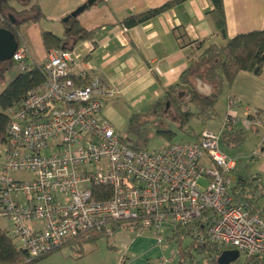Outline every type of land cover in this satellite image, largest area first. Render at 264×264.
I'll return each instance as SVG.
<instances>
[{"label": "built area", "instance_id": "built-area-1", "mask_svg": "<svg viewBox=\"0 0 264 264\" xmlns=\"http://www.w3.org/2000/svg\"><path fill=\"white\" fill-rule=\"evenodd\" d=\"M11 60L19 72L39 65L43 75L40 85L7 110L0 162V218L28 260L78 236L108 238L116 226L136 225L138 232L152 229L158 242L165 229L206 241L218 255L237 250L231 264L264 263L261 192L253 195L256 210L235 197L228 175L236 158L220 147L222 133L238 119L233 96L218 131L203 129L193 141L156 150L134 149L101 115L110 90L97 78L77 82L88 68L73 74L72 49H50L36 65L20 36ZM241 124L245 131L263 126L257 115ZM250 157H264V145ZM19 173L30 177L18 178ZM93 188L108 196L98 197Z\"/></svg>", "mask_w": 264, "mask_h": 264}, {"label": "crops", "instance_id": "crops-1", "mask_svg": "<svg viewBox=\"0 0 264 264\" xmlns=\"http://www.w3.org/2000/svg\"><path fill=\"white\" fill-rule=\"evenodd\" d=\"M169 1L95 0L77 15L80 26L90 31L92 37L70 48L76 64L72 72L75 74L77 68L86 67L85 79L90 81L97 78L110 90L111 95L105 97L101 115L114 129L118 128L121 113L129 116L139 114L142 118L161 113V106L166 101V90L180 82L191 61L208 47H221L225 43L210 17L214 8L211 0H184L133 27L122 25L126 17L160 7ZM34 2L39 4L45 19L40 23L21 25L19 34L26 42L31 60L37 64L45 60L48 52L42 45V31L61 37L63 26L57 24L86 0H30V4ZM10 4L16 10L21 9L14 0ZM223 6L228 37L264 28V0H223ZM65 44L67 46L70 43ZM189 80L201 93L212 94L213 83L204 73H198ZM229 96L237 100L233 114L238 119L227 133L243 132V140L240 145H235L231 140L227 143L223 140L220 147L225 154L236 158L233 175H244L240 171L241 160L251 162L264 159L250 157L254 149H261L264 145V67L259 75L240 70L231 81L223 80L214 105V115L207 120L193 118L201 124L197 131L191 126L192 120L189 122L192 136L189 141L195 140L203 129L218 131ZM163 111L166 114L173 110L169 109L168 104ZM256 115L263 126L243 130L241 119ZM217 116L218 125L211 128ZM246 147L248 151L244 150ZM256 168L259 170L258 166ZM250 173L263 176L258 171ZM257 201L262 203L264 199L260 197ZM171 234L165 230L162 241L158 242L152 229L138 232V226L130 225L119 228L100 247L98 243L102 239L83 244L80 252L74 246H66L76 249L75 263H81L85 256L94 254L89 264H184L179 260L176 245L169 240ZM94 243L95 246L85 250L86 244ZM99 250L106 254L105 258L96 256ZM59 252L50 254L46 260L56 255L62 257ZM259 263L257 260L254 262Z\"/></svg>", "mask_w": 264, "mask_h": 264}, {"label": "trees", "instance_id": "trees-1", "mask_svg": "<svg viewBox=\"0 0 264 264\" xmlns=\"http://www.w3.org/2000/svg\"><path fill=\"white\" fill-rule=\"evenodd\" d=\"M10 1L12 0H0V27L12 31L15 34L17 42H19V28L21 25L40 23L45 17L37 2L30 4V0H14L21 6L20 10H16L11 6ZM181 1L184 0H171L160 7L128 16L122 21V25L126 28L133 27L149 20ZM211 1L214 8L210 13V17L216 31L225 43L221 47H208L195 60H192L188 68L183 72L180 82L170 86L165 93V99L169 103V109L171 108L174 112L175 120L178 123V129L188 133H191L189 122L193 118L207 120L214 115V105L219 93L220 84L223 80L231 81L234 75L240 70L259 75L264 67V28L240 33L231 38L228 37L226 35L223 0ZM10 14L15 20L14 23H11L8 17ZM76 18L77 16H74L66 22H61L64 30L61 37L49 31H42L41 41L43 47L46 50L60 48L70 49L79 41L91 39L92 33L82 28ZM65 42H69L70 44L66 46ZM13 65L11 59L0 62V81L4 79L6 73ZM198 73H204L205 77L213 83V92L211 95L201 93L192 81L189 80ZM42 81L43 75L39 65H37L30 70L19 72L0 91V146L6 142V128L9 123L7 110L19 104L26 93L40 85ZM77 82L80 84H87L89 81L84 79ZM135 117L139 119L141 116L139 114L132 115V122L136 120ZM157 133L166 138L167 141L164 146L172 143L171 141L175 134L173 131L159 128ZM223 140L226 143L231 140L235 145H240L243 140V132L233 131L232 133H222L221 142ZM121 141L125 142V139L121 138ZM132 148L141 149L135 146H132ZM234 170L228 175L233 194L236 198L250 205L253 210H256V204L253 201L254 193L256 191L261 192V196L264 199V191L260 186L259 177L252 175L253 178L251 179L250 176L246 175H233ZM252 181L256 182L255 185ZM92 191L97 194L98 197L108 196V194L103 193L100 188H93ZM121 227L126 226H116L114 232ZM184 237L185 235H183L182 232L175 231L172 232L169 238V240L175 243L178 249L180 262L184 264H216L218 250L214 245L206 241L200 242L194 238L191 239V243L182 246L181 243ZM101 238H103L101 234L78 236L70 239L63 246L40 258L28 260L26 252L13 243L7 231L0 228V264L31 263L46 258L66 245L74 246L78 252H80L83 244L95 242ZM198 257L202 258V260H199ZM259 264L264 263L260 262Z\"/></svg>", "mask_w": 264, "mask_h": 264}, {"label": "rangeland", "instance_id": "rangeland-1", "mask_svg": "<svg viewBox=\"0 0 264 264\" xmlns=\"http://www.w3.org/2000/svg\"><path fill=\"white\" fill-rule=\"evenodd\" d=\"M57 25L59 26L62 24L59 22ZM17 71H18L17 66L16 64H14L12 68L6 73L4 79L0 81V91L5 87V85H7V83H9L15 77V75L17 74ZM199 89L201 90V88ZM165 108H166V101L161 106V109H160L161 113L157 115L154 114L153 116H150V118L140 117L138 119L135 117L136 120H134V122L131 121V116L121 113L118 119L119 121L118 128H115V130L122 138L125 139V141L128 144L141 148V149L149 150V151L159 149L166 144V141H167L166 138L162 137L160 134L157 133V130L162 127L170 129L171 131L175 133L172 138L174 141H180V140L189 141L192 137L191 133L180 131L176 124L174 112L170 111L164 114L163 110H165ZM222 120H221V123H222ZM218 122H219V116L214 118V121L211 123V128H216L218 125ZM191 126L195 131H197L200 128L201 124L197 120H192ZM2 150H3V147L1 145L0 146V162L2 158ZM244 150L248 151V147H246ZM228 153L233 155L232 151H229ZM260 160L251 161V162L241 160L240 171L246 176H251L252 174L250 173L251 171H258L260 174H263V176L259 175V181H260V186L262 187V190L264 191V164H263L264 159H260ZM257 166L259 170L256 168ZM16 176L21 179L30 177L28 173H19V174H16ZM199 183L201 185H204L205 181L201 179ZM0 228H2L5 231H7L8 229L7 222L2 218H0ZM160 232L161 234H165V229H161ZM101 239L102 241L98 243L99 247L104 244L103 241L107 240V238L105 237ZM12 241L19 248V245H20L19 242L16 240H12ZM191 241L192 240L190 237L185 236L181 244L182 246H184V245L191 243ZM173 245H175V243H173ZM93 246H95V243L86 244L85 250L87 251V249H90ZM59 251H60L59 253L62 255V257L60 258L59 256L57 257L56 255L47 260L46 258H43V259L33 261L31 263H23V264H72L76 262L75 261L76 260L75 259V254H76L75 248H72L70 246H65V247H62ZM94 256H95L94 254L93 255L88 254L87 256H85V259L81 261V263H75V264H89L90 258ZM96 256L102 259V258H105L106 254L99 250ZM199 260H202V258L199 257Z\"/></svg>", "mask_w": 264, "mask_h": 264}, {"label": "water", "instance_id": "water-1", "mask_svg": "<svg viewBox=\"0 0 264 264\" xmlns=\"http://www.w3.org/2000/svg\"><path fill=\"white\" fill-rule=\"evenodd\" d=\"M25 1V0H22ZM95 0H86L85 3L79 5L75 10L70 12L68 15L62 18V22H66L71 17L77 16L82 10L93 4ZM9 19L11 23H14L15 20L10 14ZM18 42L16 40L15 34L9 29L0 27V62L8 61L12 58L15 50L17 49ZM169 103L167 102L166 105ZM238 257L237 250H223L216 258V264H231Z\"/></svg>", "mask_w": 264, "mask_h": 264}]
</instances>
